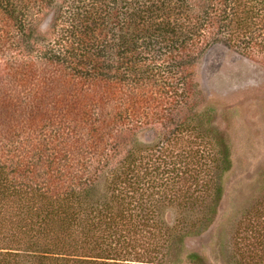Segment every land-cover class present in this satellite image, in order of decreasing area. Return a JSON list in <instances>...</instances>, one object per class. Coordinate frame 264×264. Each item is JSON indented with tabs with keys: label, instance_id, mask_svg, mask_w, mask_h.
I'll return each instance as SVG.
<instances>
[{
	"label": "trees",
	"instance_id": "obj_1",
	"mask_svg": "<svg viewBox=\"0 0 264 264\" xmlns=\"http://www.w3.org/2000/svg\"><path fill=\"white\" fill-rule=\"evenodd\" d=\"M215 44L264 60V0H0V264H171L214 221L231 161L193 100ZM245 235L235 264H264Z\"/></svg>",
	"mask_w": 264,
	"mask_h": 264
},
{
	"label": "rangeland",
	"instance_id": "obj_2",
	"mask_svg": "<svg viewBox=\"0 0 264 264\" xmlns=\"http://www.w3.org/2000/svg\"><path fill=\"white\" fill-rule=\"evenodd\" d=\"M53 16L46 17L45 27L54 23ZM228 34L232 42L240 39L238 32ZM195 84L193 113L210 117L208 126L228 148L231 165L221 173L222 197L214 221L174 239L170 261L190 264L188 257L195 253L203 264H235L247 243L245 231L264 229V60L215 44L201 57ZM159 134L150 128L139 138L154 143Z\"/></svg>",
	"mask_w": 264,
	"mask_h": 264
}]
</instances>
